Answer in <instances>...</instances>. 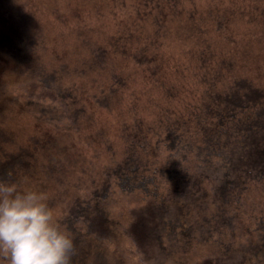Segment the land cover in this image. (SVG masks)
Segmentation results:
<instances>
[{"label": "trees", "instance_id": "1", "mask_svg": "<svg viewBox=\"0 0 264 264\" xmlns=\"http://www.w3.org/2000/svg\"><path fill=\"white\" fill-rule=\"evenodd\" d=\"M0 182L71 264H264V0H0Z\"/></svg>", "mask_w": 264, "mask_h": 264}, {"label": "clouds", "instance_id": "2", "mask_svg": "<svg viewBox=\"0 0 264 264\" xmlns=\"http://www.w3.org/2000/svg\"><path fill=\"white\" fill-rule=\"evenodd\" d=\"M74 254L44 194L0 182V257L8 264H71Z\"/></svg>", "mask_w": 264, "mask_h": 264}, {"label": "rangeland", "instance_id": "3", "mask_svg": "<svg viewBox=\"0 0 264 264\" xmlns=\"http://www.w3.org/2000/svg\"><path fill=\"white\" fill-rule=\"evenodd\" d=\"M123 115H119V117H121ZM97 117V122H102V120L104 119V121H108V127L111 128V130L113 131L114 129H116L117 127V117H115V115H96Z\"/></svg>", "mask_w": 264, "mask_h": 264}]
</instances>
